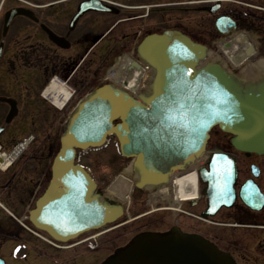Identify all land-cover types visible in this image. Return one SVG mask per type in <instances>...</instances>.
I'll use <instances>...</instances> for the list:
<instances>
[{
	"label": "flooded vegetation",
	"instance_id": "1",
	"mask_svg": "<svg viewBox=\"0 0 264 264\" xmlns=\"http://www.w3.org/2000/svg\"><path fill=\"white\" fill-rule=\"evenodd\" d=\"M96 1L0 0V153L10 152L20 140L24 142L33 134L25 152L7 169H0V256L6 261L9 258L5 257L3 247L11 246L9 255L14 262L35 264L30 257L35 240L41 239L42 248L38 250L53 248L59 254L53 257L52 264H79L81 254L62 255L79 248L82 245L77 243L79 239L75 237L62 243L41 227L32 214L53 184V155L61 135L58 133L67 129L76 103L100 84V65H157L147 54V40L154 35L167 34V46L196 44L202 50V57L209 61L219 65H243L244 73L238 79L242 84L252 86L264 82V0ZM81 4L106 9H87L75 18ZM14 9H22L28 15L16 14L8 20V13ZM44 27L60 42L54 41ZM237 38L244 44L241 49L238 46L240 50L236 55L244 57L236 63L229 56L231 60L222 56V50L228 55L226 44ZM85 66L90 72L83 71ZM231 70L240 73V68L232 66ZM17 73L19 76L15 75ZM27 75L32 77L26 78ZM53 75L65 78L67 85L74 88V94L58 113L63 124L56 134L49 130L42 133L35 127L36 117L46 118L51 112L52 105L45 103L41 91ZM120 121V118L114 119L115 123ZM215 129L220 130L219 126ZM227 138L214 133L204 148V160L195 161L191 166L196 170H209V159L219 150L238 158L240 174L234 182L235 199L231 204L222 203L211 214L210 198L204 193L200 180L196 201L185 200L178 206L194 214L203 212V218L177 212L176 227L185 233L201 235L231 255L236 264H264V150L259 142H254L249 151H244ZM119 144L114 134L108 135L104 147L113 150L109 152V160L130 162L131 157L120 154ZM89 151L96 149L80 151L74 163L90 172L84 157ZM89 174L96 182L95 190L99 191L98 177ZM247 180L256 189V201L251 206L239 195ZM164 199L170 204L172 194ZM128 220L124 215L122 220L108 222L92 232L97 234V241L107 234H113L114 238ZM152 230L165 231L150 228L142 231ZM133 235L124 243L102 249V254L95 250L96 260L110 259Z\"/></svg>",
	"mask_w": 264,
	"mask_h": 264
},
{
	"label": "water",
	"instance_id": "2",
	"mask_svg": "<svg viewBox=\"0 0 264 264\" xmlns=\"http://www.w3.org/2000/svg\"><path fill=\"white\" fill-rule=\"evenodd\" d=\"M91 8L105 10L81 4L75 18ZM16 14L28 15L22 9H14L8 13L7 19ZM44 29L54 41L60 42L50 30ZM180 50H168L165 45L158 43L150 50V55L148 53L152 61L158 63L156 66L163 72L166 81V87L158 92L165 96L153 99L148 108H143L138 101H133L125 93L108 86L96 90L79 106L62 137V147L55 158L58 171L53 192L49 194L54 195V199L45 198L34 212L39 217L40 224L48 227L52 235L65 239L79 230L112 220L121 213L120 207L107 206L96 196L88 198L91 189L88 177L79 166L71 165L74 147L98 148L104 144L108 134L117 135L121 139V153L137 157L135 166L139 171L138 187L166 182L169 175L183 170L186 161L201 153L206 135L213 124H219L223 130L236 134L238 138L233 139L234 143L246 144L247 149L251 148L255 139L251 131L253 119L250 111L246 112L245 109L246 103L253 100L256 93L238 85L214 64L194 70L199 52L195 53L197 57L186 60V64L179 60L173 62L174 55L184 57ZM111 90L116 97L108 99ZM259 93L264 95V88ZM166 102L168 117L165 119V114L156 112ZM99 105L103 107L99 109ZM172 111H177L170 120L175 126L166 127L164 124L170 119ZM114 117L121 118L123 123L114 126L111 122ZM154 118L157 121L163 118L164 122L154 124L150 121ZM259 138L264 150V135ZM220 159L231 161L233 166L224 185L217 181L218 177L215 178V163ZM200 176L208 184L206 194L213 203L212 212L222 201H232L236 177L232 157L213 154L210 171L200 170ZM252 188L247 185L240 192L241 198L249 205H252ZM0 264H4L2 258ZM103 264L235 262L203 237L172 227L165 232H143L136 235Z\"/></svg>",
	"mask_w": 264,
	"mask_h": 264
},
{
	"label": "rangeland",
	"instance_id": "3",
	"mask_svg": "<svg viewBox=\"0 0 264 264\" xmlns=\"http://www.w3.org/2000/svg\"><path fill=\"white\" fill-rule=\"evenodd\" d=\"M224 49V48H223ZM223 55L230 59L226 53V50H222ZM231 60V59H230ZM232 61V60H231ZM95 65H88L87 67H94ZM224 66V65H223ZM228 66V65H226ZM86 67V66H85ZM84 68V72H90L91 69L89 68ZM113 65H100L99 66V76H98V82L100 81L99 85L106 84L105 81H103V76L105 77L108 75L112 69ZM244 68V67H243ZM240 69V73L245 70V68ZM119 71V68L117 69ZM244 73V72H243ZM24 74V73H23ZM22 74V76H23ZM16 76H19V74H15ZM32 75H27L26 78H31ZM55 80L57 83H63L65 84V78H61L59 75H53L47 84L42 88L41 91V96L45 100V103L50 104L51 112L44 118L36 117L35 118V127H39V130L47 132H51L52 134H56L63 123H61V119H59L58 114L60 112V109L56 107L52 101H51V96L50 95H45L44 90L50 83V81ZM145 92V89H143ZM62 116L61 118H63ZM68 117V116H67ZM66 118V117H65ZM47 119V120H46ZM52 121V123L50 122ZM64 121V119H63ZM50 123V124H48ZM64 128V126H63ZM63 131L59 132L58 135H62ZM42 136V134H40ZM112 148V147H111ZM112 149L109 148H100L96 151H89L87 154H85V158L88 160L89 163V169L91 170L90 173L96 175L98 177L99 182V188H101L100 195L104 196L107 198L109 202L113 204H121L124 207V215H125V220L129 219L124 226L120 227L119 229H122L118 231L114 235L113 234L107 236H104L103 238H98L99 240L97 241L99 243L98 247H95L94 249H90L87 245L79 246L75 251L71 252H65L62 253V255L66 256H76V254H81V258H78L79 264H98L100 261L96 260V252L101 251L100 253L102 254V249L105 251V249H110L111 245H117L124 243L128 238H130L131 234H136L139 231H142L143 229L150 228V229H159V230H166L169 229L170 227L177 225L178 224V219L175 215L177 213L176 211H167L168 213L166 214V210H160V208H164V206H168V203H166V199L162 197V199L159 200H154L153 197H151V194L149 193V188L148 190H138V189H133L134 186H131L129 190V195H128V200L125 202L122 200L120 201L116 195H113L109 193V188L113 184L114 180L118 178L121 174H125L127 178H129L131 181H135V173L133 169H130V172L127 173L128 166L130 165L129 161H124V162H116L113 161L111 162L109 160V152ZM113 152V150H112ZM128 174V175H127ZM135 174V175H134ZM157 191V189H156ZM158 199V198H157ZM157 209V210H155ZM153 210V211H152ZM119 219L117 218V221H120L123 219V216ZM127 215V217H126ZM134 216L139 217V218H134ZM177 219V220H176ZM120 234V236H118ZM117 238V239H115ZM41 239L38 241L35 240V246H34V253L31 255V259L35 264H52L53 257L58 256L59 254L56 253V250L51 248L49 250H38L39 248H42V245H40ZM11 247V246H10ZM9 246H4L3 247V252L5 253L7 257V253L9 252L10 249ZM47 248V247H46ZM22 249V248H21ZM8 251V252H7ZM22 251V250H21ZM21 254V252H19ZM42 253L44 254V259H41ZM99 253V255H100ZM7 264H18L17 262H14L11 258L7 260ZM71 264V263H70Z\"/></svg>",
	"mask_w": 264,
	"mask_h": 264
},
{
	"label": "bare ground",
	"instance_id": "4",
	"mask_svg": "<svg viewBox=\"0 0 264 264\" xmlns=\"http://www.w3.org/2000/svg\"><path fill=\"white\" fill-rule=\"evenodd\" d=\"M240 40H241L240 38H237L236 41L232 42L233 44L232 43L228 44V46L226 44V47H228L227 48L228 56L232 59L233 62L236 63L244 57L241 55L239 56L236 55L239 54V50L241 49V46H243L244 44V41H240ZM238 46L240 47V49H238ZM172 59L173 62L179 60V61H183L185 64L187 60V58L185 57L180 58L176 55H174ZM118 67H119V71L116 70L115 78L113 75V79H115L117 83H120L121 86L127 89L130 88L131 82H134L136 76L140 72L139 67L133 63L127 65H120L117 66L116 68ZM109 93L110 94H108L107 96L108 99H112L113 97L114 98L116 97L112 90ZM44 94L50 95L52 103L58 108H62V106L66 103V101L69 99V96L71 95L67 83L65 84L57 83L55 80L50 81V83L44 90ZM257 99L259 100V97L256 98L255 100H249L246 103V109H245L246 112L250 111V116H252L253 123L255 122V125L258 124V122H260L261 120H264V100L258 101ZM99 106H100L99 109L103 107V105H99ZM156 113L158 114L160 113L161 115H163V110L159 109L157 110ZM155 118L154 120H150L151 122L153 121L152 123L154 124H158L159 122H164L163 118L161 119V121H157L155 120ZM164 118L166 119V116H164ZM259 126L257 127L259 128ZM256 130H261V129H256ZM194 159L195 158H193L192 160ZM4 166L5 164H3V167ZM130 169H132L131 166H128L126 172L129 173ZM232 169L233 166L231 161L221 160V159L218 160L215 163V167H214V170L216 171L215 178L218 177L219 179L217 181H220L221 184L224 185V183H226L225 178L228 174L231 173ZM133 183L134 181H131L129 178H127L125 174H121L118 178H116V180H114L113 184L109 188V191H111L121 200L125 201L129 199L128 193ZM149 190L151 197H153L154 200H157V198L159 199L160 197H165L168 195V193L171 192L173 194V199L170 201L168 208H170L171 210H176L177 206L181 204V202L185 200L195 199L198 193L196 174L193 170L185 171L182 174L175 175L169 187L161 185L160 188L157 189V191H154L153 188L151 187L149 188Z\"/></svg>",
	"mask_w": 264,
	"mask_h": 264
}]
</instances>
